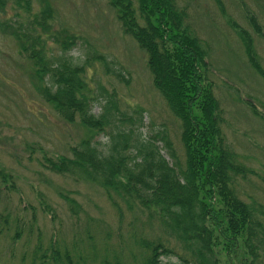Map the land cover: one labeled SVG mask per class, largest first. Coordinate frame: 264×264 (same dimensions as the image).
I'll return each instance as SVG.
<instances>
[{
  "label": "trees",
  "instance_id": "obj_1",
  "mask_svg": "<svg viewBox=\"0 0 264 264\" xmlns=\"http://www.w3.org/2000/svg\"><path fill=\"white\" fill-rule=\"evenodd\" d=\"M49 1L0 0V13L9 7L12 15L0 22V33L13 39L19 57L31 64L34 91L60 120L78 124L86 134L67 147V154L40 148L36 162L72 184L102 191L117 218V241L111 244L110 230L87 218L83 238L77 232L66 244L54 235L48 247L39 239L33 264H159L171 256L179 264H219L218 256L228 264H264V202L244 193L247 169L221 128L222 110L207 79V47L187 23L179 0H108L123 34L145 53L153 87L179 124L182 158L167 133L158 140L170 162L156 139L140 140L130 129L124 131L138 122V111H120L113 93H99L105 103L100 114L92 112L98 97L87 76L91 65L68 56L77 37L54 27ZM213 1L222 7L221 0ZM245 18L260 33L254 15ZM241 36L250 69L264 81L251 39L244 31ZM93 59L105 61L101 55ZM101 133L110 136L105 153L93 141ZM11 176L0 171V190L12 192ZM66 192L56 196L75 227L84 211ZM36 193L42 213L60 226L46 197ZM19 236L16 230L13 239Z\"/></svg>",
  "mask_w": 264,
  "mask_h": 264
},
{
  "label": "rangeland",
  "instance_id": "obj_2",
  "mask_svg": "<svg viewBox=\"0 0 264 264\" xmlns=\"http://www.w3.org/2000/svg\"><path fill=\"white\" fill-rule=\"evenodd\" d=\"M179 2L186 9L187 23L207 47V79L222 110L221 128L228 145L247 169L249 182L241 181L244 193L264 202V81L250 69L241 36L244 31L251 39L264 69V0H221V8L213 0ZM49 4L56 13L54 27L77 37L68 56L76 64L87 60L91 65L87 76L95 96L102 91L113 93L120 111L129 115L138 111V122L129 128L124 126V131L130 129L140 140L156 139L170 162L163 143L158 141L167 133L182 158L179 124L153 87L145 53L123 34L108 0H50ZM6 10L0 13V22L12 17L9 7ZM250 14L259 24L258 34L245 18ZM96 55L103 56L105 61L94 60ZM31 73V64L19 57L14 40L0 33V171L11 172L14 186L12 192L0 190V264H33V249L39 239L43 247H48L54 235L66 244L77 232L83 238L82 224L87 218L110 230L111 244L116 245L117 241V218L102 191L72 184L38 166L40 148L51 154H67V147L86 134L78 124L60 120L38 97L31 84ZM97 97L92 106L95 115L100 114L105 103ZM93 141L105 153L110 136L101 133ZM59 190L67 191L81 205L84 212L79 225L73 226L66 204L56 196ZM37 191L56 211L60 226L42 213ZM5 218L6 224L2 221ZM16 230L20 236L14 240ZM93 235L99 243V232ZM218 257L219 264H228L224 256ZM159 264L179 262L171 256L162 258Z\"/></svg>",
  "mask_w": 264,
  "mask_h": 264
}]
</instances>
